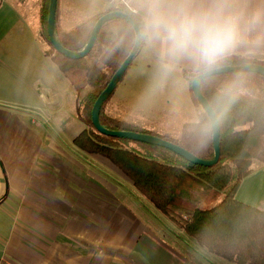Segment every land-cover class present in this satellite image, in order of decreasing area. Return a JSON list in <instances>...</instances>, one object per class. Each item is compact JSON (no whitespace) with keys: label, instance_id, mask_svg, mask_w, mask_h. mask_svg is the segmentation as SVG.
<instances>
[{"label":"crops","instance_id":"crops-1","mask_svg":"<svg viewBox=\"0 0 264 264\" xmlns=\"http://www.w3.org/2000/svg\"><path fill=\"white\" fill-rule=\"evenodd\" d=\"M106 1L96 14L113 6ZM6 2L0 0V65L10 73L0 77V264H233L208 254L155 213L130 181L131 187L124 186L123 173L108 159L76 147L74 139L87 125L69 111L74 109L70 97L77 109L76 90L61 94L46 82L45 75L59 69L44 54L50 47L42 34V9L38 21L20 25L17 15L10 24ZM150 2L136 1L139 21ZM183 2L205 8L224 3L238 17L239 40L220 61L236 57L239 64L264 63V0ZM67 14L62 7L57 19L62 32L73 29ZM166 47L142 36L129 80L135 85L158 74L175 76L184 91L179 115L193 116L181 122L182 132L202 112L186 73L206 67L183 55L169 60ZM16 91L23 99L6 94ZM111 105L107 114L123 119L119 106ZM236 197L264 211V165L243 179Z\"/></svg>","mask_w":264,"mask_h":264},{"label":"trees","instance_id":"trees-1","mask_svg":"<svg viewBox=\"0 0 264 264\" xmlns=\"http://www.w3.org/2000/svg\"><path fill=\"white\" fill-rule=\"evenodd\" d=\"M49 4L47 0L42 6V34L55 50L51 60L76 90L77 114L87 125L74 139L76 147L112 162L143 197L208 254L233 264H264V211L236 197L243 179L255 171V162L264 165V76L237 72L203 81L202 92L217 113L221 127V157L213 166L191 163L160 146L104 135L93 124L92 110L131 53L135 31L124 20L109 21L102 27L91 53L83 59H72L59 53L50 41ZM114 11L129 13L141 28L135 14L111 6L68 32L57 26L62 44L73 51L82 50L96 22ZM117 58L119 62L115 63ZM237 64L236 57L229 58L199 73H186V77L192 86L198 74ZM114 92L101 111L106 128L150 133L184 147L199 158L214 157L212 124L195 95L201 115L198 121L184 125L181 137L174 138L146 132L108 115L107 104Z\"/></svg>","mask_w":264,"mask_h":264},{"label":"rangeland","instance_id":"rangeland-1","mask_svg":"<svg viewBox=\"0 0 264 264\" xmlns=\"http://www.w3.org/2000/svg\"><path fill=\"white\" fill-rule=\"evenodd\" d=\"M46 2L47 0H7V2L4 3L5 14L8 16L7 22L10 24L14 23L17 15L22 19L20 25H23L26 21L28 22V20L31 22V19L38 21L42 6ZM59 3L58 16L62 15V7L65 6L68 12L67 18L70 20L69 23L67 22L69 24L68 26L74 28L77 24H80L96 14L98 10H100L101 4L106 5L108 2L106 0H59ZM1 23L2 22H0V24ZM20 25H18V27H20ZM67 30H69V28H66L65 31ZM48 45L50 48L45 50L44 54L47 58H51L55 50L50 44ZM2 60L5 63L10 61L5 58ZM118 62L119 58L116 59L115 63ZM3 66L4 65H0V77L5 75L10 76L9 70L3 68ZM129 67L131 68L132 65ZM130 68H128L126 75L110 98L107 108H113L111 104H114L115 107L119 106V115H121L124 120L138 126L141 130L146 132H152L163 136L168 135L174 138L181 137L182 132L179 130L181 122L183 120H192L193 116L189 112L187 115H184L185 117L179 115L181 112L180 97L184 94V91L181 90L182 85L180 81L175 76L170 78L158 74V76L155 77H146L144 83L141 79L138 84L132 85L128 74ZM57 71L59 73L55 72L56 74L49 71L48 74L45 75L46 82L50 83L51 86L61 94H68L70 89L74 87L60 69ZM56 75L57 77H55ZM3 92L4 90L1 91L0 94ZM6 94L16 99H23L24 97V94L19 91L7 92ZM123 100L125 102H123ZM70 102L74 104V109L72 108L73 111L71 109L69 111L73 113L75 111L77 114L75 98L70 97ZM254 166L258 168L263 165L259 162H255ZM127 181L129 180L124 175V186L129 188L131 187V182L128 184ZM146 201L151 203L147 199ZM155 211V213H159L157 209ZM171 225L173 226L174 224L172 223Z\"/></svg>","mask_w":264,"mask_h":264},{"label":"clouds","instance_id":"clouds-1","mask_svg":"<svg viewBox=\"0 0 264 264\" xmlns=\"http://www.w3.org/2000/svg\"><path fill=\"white\" fill-rule=\"evenodd\" d=\"M141 35L164 42L169 60L183 55L197 67H211L237 44L238 17L224 3L205 8L151 0L142 14Z\"/></svg>","mask_w":264,"mask_h":264},{"label":"water","instance_id":"water-1","mask_svg":"<svg viewBox=\"0 0 264 264\" xmlns=\"http://www.w3.org/2000/svg\"><path fill=\"white\" fill-rule=\"evenodd\" d=\"M58 4L59 0H50L49 4V15H48V34L51 43L55 47V49L72 59H83L88 56L92 49L94 48L96 41L98 40L99 34L101 32L102 27L109 21L112 20H124L128 22L135 31V43L131 50V53L127 56V58L123 61L120 68L112 77L110 83L105 88V90L99 95L97 101L92 110V120L93 124L96 129L108 136L112 137H120L131 139L143 143H147L154 146H160L163 148H167L169 150L174 151L178 155L182 156L183 158L187 159L189 162L202 165V166H213L220 161L221 157V127L220 121L218 118L217 113L215 112L214 108L208 101V99L204 96L202 92V83L205 79L221 75V74H228V73H237V72H249V73H256L264 76V66L256 63H245V64H237V65H225L222 67L209 69L201 74H198L194 80L192 81V89L195 97L204 108L206 113L209 116V119L212 124L213 130V145L215 155L212 159H202L185 149L184 147L175 144L171 141H168L162 137L144 133V132H136V131H128V130H111L106 128L102 121H101V111L104 103L108 100V98L112 95V93L117 89L121 81L123 80L129 66L131 65L134 58L138 55L141 46H142V35H141V28L138 24L137 20L127 12L124 11H114L108 12L104 14L95 24L92 35L86 44V46L80 51H73L65 47L59 36L57 30V13H58Z\"/></svg>","mask_w":264,"mask_h":264},{"label":"built area","instance_id":"built-area-1","mask_svg":"<svg viewBox=\"0 0 264 264\" xmlns=\"http://www.w3.org/2000/svg\"><path fill=\"white\" fill-rule=\"evenodd\" d=\"M113 6L122 7L127 9L133 14L138 12V8L136 6L137 0H108Z\"/></svg>","mask_w":264,"mask_h":264}]
</instances>
